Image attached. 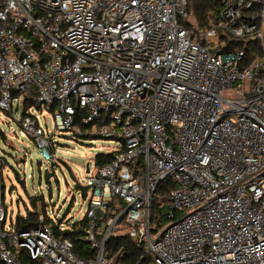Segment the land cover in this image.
<instances>
[{
  "label": "built area",
  "instance_id": "1",
  "mask_svg": "<svg viewBox=\"0 0 264 264\" xmlns=\"http://www.w3.org/2000/svg\"><path fill=\"white\" fill-rule=\"evenodd\" d=\"M219 2L195 32L189 0H0V110L22 104L47 162L43 113L54 132L117 143L77 183L92 255L44 224L82 219L47 211L18 231L1 209L0 264H264V0ZM122 236L136 263L110 248Z\"/></svg>",
  "mask_w": 264,
  "mask_h": 264
},
{
  "label": "rangeland",
  "instance_id": "2",
  "mask_svg": "<svg viewBox=\"0 0 264 264\" xmlns=\"http://www.w3.org/2000/svg\"><path fill=\"white\" fill-rule=\"evenodd\" d=\"M187 21L194 25L191 18ZM248 85V82L243 84L244 88ZM231 95L223 92L225 98ZM22 113L21 103L14 105L12 113L0 110V196L4 191L5 197V202L1 199L0 212L2 209L7 214L6 224L9 226L18 217H25L33 209L31 199H40L41 196L45 199L47 211H54L66 222L81 220L89 208L92 191L83 197L77 183H84L87 164L92 166L96 155L112 151L117 143L97 138L78 142L68 133L54 132L53 117L43 113L40 124L46 133L48 130L52 132L49 137L56 151V159L47 162L33 137L22 135ZM47 170L53 173L49 180L46 178ZM15 171L24 185L16 179ZM43 202H37L36 211L40 210ZM127 231L122 229L124 233Z\"/></svg>",
  "mask_w": 264,
  "mask_h": 264
},
{
  "label": "trees",
  "instance_id": "3",
  "mask_svg": "<svg viewBox=\"0 0 264 264\" xmlns=\"http://www.w3.org/2000/svg\"><path fill=\"white\" fill-rule=\"evenodd\" d=\"M220 11H221V3L219 2V0H189L188 15L193 20L194 25L190 24L187 20L181 21V24L188 28L189 27L193 28L195 32L198 30H202V31L207 30L219 20ZM194 37L195 36L193 35V38ZM31 105L32 103H27L25 108L27 109ZM25 115L26 113L24 111L22 113V116H25ZM83 127L86 128V126H83ZM76 141L84 143L82 139H76ZM112 159H113V154L102 153V154L96 155L95 163L98 166H102V165L110 163ZM0 162H1V159H0ZM49 174L50 172L47 171L46 172L47 179H48ZM15 175H16V179L22 185H24V182L20 181L19 173L17 171H15ZM1 185L4 188V183H2ZM77 189L81 190L83 193L86 194L85 188H81L78 186ZM3 195H4V191H3ZM3 195L0 196V198L3 199V201L5 202L4 200L5 197ZM31 200H32V206H33L32 211L28 212V214L25 217H21V216L18 217L14 224L18 231L27 229V228L42 226V224L40 223L39 215L41 213L46 214L47 212V205L45 203V199L43 196H41L40 199L32 198ZM38 201H42V202L44 201V202L42 203V207L40 208V210L36 211V206H37ZM167 222H168V219L165 217L163 219V223H167ZM44 224H51L53 229L56 231L57 236L62 235L63 237H67L71 239L75 244V252L78 255L80 256H86L89 254L92 255V253L88 252L89 248L86 245V243L80 240V235L83 234L84 228L88 227V224H89V221L87 218H84L81 221H79L76 227L73 228V231L68 230L62 234H60L57 231L58 227L56 226V224L51 218L46 217ZM121 247L125 249L126 257L129 259L131 263H136L138 259H140V256L142 255L141 249L136 247L128 236L117 237L110 244V248L113 249V251H117ZM22 255L23 257H25L24 259H26L25 254H22Z\"/></svg>",
  "mask_w": 264,
  "mask_h": 264
},
{
  "label": "water",
  "instance_id": "4",
  "mask_svg": "<svg viewBox=\"0 0 264 264\" xmlns=\"http://www.w3.org/2000/svg\"><path fill=\"white\" fill-rule=\"evenodd\" d=\"M86 170H87V173H89V171H90V166H89V164H87ZM52 174H53V173H50V174L48 175V179H50V178L52 177Z\"/></svg>",
  "mask_w": 264,
  "mask_h": 264
}]
</instances>
